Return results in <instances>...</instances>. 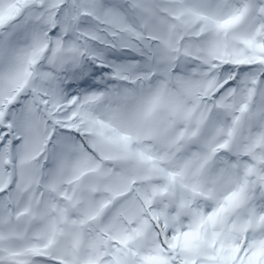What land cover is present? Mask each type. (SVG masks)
Returning a JSON list of instances; mask_svg holds the SVG:
<instances>
[{"label":"snow or ice","instance_id":"6c2138e0","mask_svg":"<svg viewBox=\"0 0 264 264\" xmlns=\"http://www.w3.org/2000/svg\"><path fill=\"white\" fill-rule=\"evenodd\" d=\"M0 264H264V0H0Z\"/></svg>","mask_w":264,"mask_h":264}]
</instances>
